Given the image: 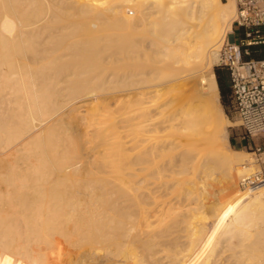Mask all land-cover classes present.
<instances>
[{
  "label": "bare ground",
  "instance_id": "6f19581e",
  "mask_svg": "<svg viewBox=\"0 0 264 264\" xmlns=\"http://www.w3.org/2000/svg\"><path fill=\"white\" fill-rule=\"evenodd\" d=\"M223 4L222 0H0V166L7 167V172L0 171L1 177L7 173L0 180V264H54L46 258L48 250H57L68 241L75 249L80 245V250L90 244L88 253L110 264H264V191L246 205L236 202L231 210L227 206L218 219L217 214L212 218L205 214L213 201L191 193V178L203 162L204 167L218 163L229 179L235 165H242L245 172L247 167L242 158L232 156L240 151L220 146L230 121L219 104L220 90L212 68L219 50L216 44L224 28L231 29L237 10L234 3L226 9ZM130 8V15L126 14ZM154 15L176 36L166 39L160 52L178 55L179 77L170 82L176 87L175 95L186 102L163 114L161 108L168 105L170 95L164 93L156 108L122 113L125 128L136 133L120 135L116 131L119 123L123 126L119 120L109 128L111 133H105L110 146L114 143L123 150L147 141L146 147L138 151L132 147L123 151L126 155L112 151L115 156L118 153L115 158L107 152L105 156L111 157L107 160L101 151L97 155L101 160L94 158L97 162L91 165L92 160L85 157L87 146H83L87 141L82 144V138L90 134L89 121L81 122L78 117L76 123L73 118L70 126L62 124L65 130L59 122L65 123L72 113L92 109L98 102L96 91L88 90L98 71L92 74L88 62L98 64L102 41H119L98 37L101 25L112 22L126 28L119 38L128 43V50L132 42L126 32ZM133 52L128 50L119 61L123 73L117 76L126 86L135 77ZM146 94L143 90L113 106L124 110ZM98 124L92 125V131L104 134L106 130ZM66 137L80 138L79 149L69 139L65 140L71 143L67 147L68 143L56 147ZM55 142L57 149L52 148ZM241 197L239 191L233 195L237 201ZM96 245H110L113 250L99 253L102 246Z\"/></svg>",
  "mask_w": 264,
  "mask_h": 264
},
{
  "label": "rangeland",
  "instance_id": "374dc122",
  "mask_svg": "<svg viewBox=\"0 0 264 264\" xmlns=\"http://www.w3.org/2000/svg\"><path fill=\"white\" fill-rule=\"evenodd\" d=\"M223 1V8L224 9H226L227 8V6L228 5H230V4H232V3H234V4H236V2H235V0H222ZM170 3L169 2H167L166 4H165V6L167 5H169ZM166 6V7H167ZM130 10H132L131 8L130 9H126L125 11H126V14H129V13H131L130 12ZM136 13H138V11L136 12ZM130 15V14H129ZM235 17H236V13H235V16H234V18H233V21H232V23H231V29H226V27L224 28V30H225V32L223 31V35H222V39H221V41H219V43L218 44H216L217 46L219 45V50H218V53H217V59H216V61H215V63H214V66H213V68H212V72L215 74V77H216V79H217V82H218V85H219V90H220V95H219V104H221L220 106H221V108H222V110H223V112L225 113V115H226V117L228 118V120L230 121L229 123V125H227L226 126V132H227V137H220V143H222V144H220V146L221 145H224V146H227V147H232V148H234V149H236V150H238V148H235L234 147V145L232 146L231 145V142H232V140H231V137H232V135H234V136H240V137H242V136H245V138H247V136L244 134V132H243V129H242V127L240 126V123H239V120H238V118H237V116H236V114H235V112H234V109H233V107H232V105H231V88H230V74H229V70L225 67V66H223V65H221L220 64V62H221V57H222V55L224 54V49H225V46H226V44H227V42L228 41H232L233 39H235V38H240V36L243 34V30L242 29H240V28H237V26H236V24L234 23V19H235ZM154 18H156V20L154 19ZM158 20V21H157ZM148 21V22H147ZM146 21V23H148V24H144V25H139L138 27H133V29L132 28H130V32H128V34H127V32H126V38H128V40L130 39V42H132V44H131V46L128 48V50L129 51H134L133 53H134V55L136 56V57H134V62H133V64H132V67H131V69H132V73H134V79L132 80V82H131V84L130 85H127L126 86V84L125 83H123L122 84V82H120V75H122V71H121V68L119 67V61H120V58H122L125 54H127V48H126V46H125V44L126 45H128V43L125 41H123V43H122V41L120 40V33H123L124 31H126L123 27H121V26H119V25H115V24H112V22H107V23H104V24H102L101 25V31L99 32V36L98 37H100L101 39L102 38H107V39H110V40H113V39H118L119 41H118V43H103V41L101 42V44L102 45H100L101 47L99 48V51L100 52H102L103 51V49H104V51L102 52V53H100L99 52V54H98V64L95 66H92V61H90L89 60V62H88V66H89V63H90V66L89 67H91V68H89V69H92L93 68V71H92V74L93 73H95L96 71H98V73L96 74V77L98 78H100V76H101V78H100V80H99V78L97 79H95V80H92L91 82H90V84L88 85L89 86V89L88 90H90V91H96V93L98 94V102L96 101L95 102V107H93L92 109L90 108V109H87L86 110V108H85V110L83 111L82 110V112H75L74 114L72 113V115L71 116H73V117H71V116H68L67 118H66V120L64 119V121H65V123L66 124H68V125H66L65 123H63V120H61L59 123H61V124H59V125H61V127H62V130H65L66 128H64L63 126L65 125V127H67V126H70L69 125V123H71L72 122V120L74 121V119L75 118H78V117H80L81 119H82V121L81 122H88V123H90L91 124V127L89 128V133L90 134H88V137H90V138H88L87 136L85 137V139L84 138H82L83 140H85L83 143H82V141L80 140V138H75V140H74V138H68V137H66L65 139L64 138H62V139H64V140H58V142H57V145H56V142H55V144L53 143L52 144V148H56V147H58L59 149H61V148H63V147H67L68 145H70L72 142V144L71 145H74L73 147L75 148V149H77L78 148V144L80 143V141H81V143L82 144H85V142H86V144L85 145H83L84 147H86V148H84V147H82V145L80 146V147H82V148H84V149H86V154L87 153H89V154H87L85 157H87V159L89 160H92V161H90L91 163V165L93 164L92 162H93V160H95L96 158H97V160H99L100 159V157L98 158V154H99V152H101L102 151V153L104 152V154H102V156L104 157L103 159H105V160H107V159H109V157L110 156H114V158L115 157H117L118 156V153H116L117 155L115 156V152H117V151H119V153H121V154H124L123 153V151H126V150H128V151H130V149L132 150V147L133 146H129L130 148H128V145H125V146H127L126 148H128V149H123L122 150V148L123 147H119L121 150H122V152L120 151V149L117 147V146H115V145H111L110 146V142L109 141H107V140H110L109 139V137H108V139H106V137H105V133H107V131L109 132L110 131V127H113L114 126V123H116L115 125H117V123H119L120 121L119 120H121L120 118H122L121 117V114L122 113H124V112H127V111H129V110H140V109H148V108H151L152 107V109L155 107H157L158 105H160L161 104V102H160V100H161V98H162V95L165 93V94H167V95H171V97L173 96V98H171V100H170V95L167 97L168 99H166L167 100V104L168 105H165L163 108H161V110H162V112H163V114H167V113H169L171 110H173V108L174 107H178L179 105L182 107L183 105H184V103L186 102V100L185 99H183V97L180 95V98H178L177 97V95H175L177 92L175 91L176 90V87L175 86H173V83H171V82H175V79L177 78L178 79V75H179V73H180V71L178 70V68L176 67L177 65L175 64L176 63V61L178 60V55H176V53L175 52H170V53H162V52H160L161 51V49L163 48V46H165V44H166V39H171V40H173V39H175L176 38V36H174L173 37V35L169 32V30H168V27H167V25L165 24L166 22H164V21H162L159 17H155V15L154 16H151V17H149V19ZM153 21V22H152ZM150 22V23H149ZM109 23V24H108ZM155 23V24H154ZM108 24V25H107ZM111 24V25H110ZM155 25V26H154ZM103 26V27H102ZM161 26V27H160ZM147 27V28H146ZM151 27V28H150ZM109 28V29H108ZM107 29V30H106ZM165 29V30H164ZM119 30V31H118ZM122 30V31H121ZM124 30V31H123ZM131 30H133V32L131 31ZM149 30V31H148ZM153 30V31H152ZM118 31V32H117ZM158 32L160 33V34H158ZM137 33H139V34H137ZM151 33V34H150ZM153 33L155 34V35H153ZM225 33V34H224ZM163 34H164V36H166V37H164L163 36ZM241 34V35H240ZM136 35H138V36H136ZM101 36H104V37H101ZM132 36V37H131ZM142 36L144 37L145 36V38H143L142 39ZM156 36V37H155ZM95 37V36H94ZM125 37V36H124ZM135 37H137V38H135ZM141 37V38H140ZM146 37H148V38H146ZM173 37V38H172ZM180 37V36H179ZM88 39H93V37L92 36H88ZM141 42H140V41ZM146 40V41H145ZM180 40H181V38H179V39H176V41H175V43H177V42H180ZM89 41V40H88ZM164 43H163V42ZM150 42H152L151 44H150ZM56 43H60L61 44V42H56ZM122 43V44H121ZM60 44H58V45H60ZM143 45V46H142ZM162 45V46H161ZM122 46H124L123 48H122ZM140 46V47H139ZM144 46H145V48H144ZM147 46H149L148 48H147ZM155 46V47H154ZM101 48H103L102 50H101ZM121 48V49H120ZM139 48H141V49H139ZM113 50H114V52H113ZM119 50V51H118ZM156 51V52H155ZM117 52V53H116ZM113 53H114V55H113ZM162 53V54H161ZM101 54V55H100ZM110 54V55H109ZM116 54V55H115ZM100 55V56H99ZM104 55V56H103ZM142 55V56H141ZM100 57V58H99ZM105 57V58H104ZM117 59H116V58ZM177 58V59H176ZM104 59H105V61H104ZM103 60V61H102ZM118 60V61H117ZM137 60V61H136ZM100 61V62H99ZM116 61V62H115ZM103 62V63H102ZM106 63V64H105ZM109 63V64H108ZM122 63V62H121ZM135 63V64H134ZM141 66V67H140ZM95 67H97V68H95ZM100 67V68H99ZM99 69V70H98ZM100 69H101V71H100ZM104 69H105V71H104ZM112 69V70H111ZM116 70V72H115V70ZM118 69L120 70V74H118ZM153 69V70H152ZM136 70V71H135ZM145 70V71H144ZM170 71V72H169ZM102 73V75L100 74V73ZM138 72V73H137ZM151 72V73H150ZM156 72V73H155ZM179 72V73H178ZM146 73V74H145ZM150 73V74H149ZM218 73V74H217ZM91 75V74H90ZM104 75V76H103ZM110 75V76H109ZM120 76V77H118V76ZM181 75V74H180ZM92 76V75H91ZM176 76V77H175ZM109 77V78H108ZM117 77V78H116ZM219 77L221 78V82H222V85H223V90H224V94H222V92H221V89H220V84H219ZM113 78V79H112ZM118 78H119V80H118ZM110 79H111V81H110ZM116 79V80H115ZM98 80V81H97ZM107 80L109 81V82H107ZM141 80V81H140ZM172 80H174V81H172ZM181 80V79H180ZM166 81V82H165ZM168 81V82H167ZM171 81V82H170ZM95 82V83H94ZM147 82V83H146ZM165 82V83H164ZM169 82L171 83V84H169ZM97 83H98V85H97ZM111 83V84H110ZM116 83V84H115ZM119 83V84H118ZM133 83V84H132ZM161 83H163V84H161ZM167 83V84H166ZM157 84V85H156ZM125 85V86H124ZM154 85V86H153ZM157 86V89H156V86ZM163 85H165L166 87H164ZM124 86V87H123ZM140 86V87H139ZM162 86L164 87V88H162ZM107 87V88H106ZM114 87V88H113ZM123 87V88H122ZM152 87V88H151ZM159 87H160V89H159ZM132 90H131V89ZM141 88V89H140ZM144 88V89H143ZM126 89V90H125ZM135 89H136V91H135ZM139 89V90H138ZM149 89V90H148ZM162 89H164L163 90V92L161 91ZM138 90V91H137ZM144 90V92H147V93H149V94H146L145 95V98H143L142 97V99H140L139 101H141V102H135V100H134V102L133 103H131V105H129V108H124V110H123V108L121 109V108H117L116 109V106L118 105L117 103H119V100H122V99H124V100H127L128 101V97L129 96H133V95H135V94H137L138 92H141V91H143ZM160 90V91H159ZM120 93H119V92ZM122 91V92H121ZM131 91V92H130ZM100 92V93H99ZM134 92V93H133ZM136 92V93H135ZM150 92H153V94L151 93L150 94ZM129 93V94H128ZM130 93H131V95H130ZM173 93V94H172ZM114 94V95H113ZM147 95H148V97H147ZM155 95V96H154ZM124 96V97H123ZM119 97H121V98H119ZM123 97V98H122ZM119 98V99H118ZM159 99V100H158ZM115 100V101H114ZM156 102H155V101ZM166 100H164V101H166ZM183 100H184V102H183ZM143 101V102H142ZM116 102V103H115ZM183 102V103H182ZM96 103H98L97 105H96ZM109 103V104H108ZM155 103H156V105H155ZM113 104H116V106L114 105L113 106ZM109 105V106H108ZM112 107H111V106ZM177 105V106H176ZM149 106V107H148ZM111 107V108H110ZM132 109H131V108ZM110 108V109H109ZM112 108H115V110L114 109H112ZM97 109V110H96ZM114 110V112L113 111H109V110ZM125 109H128V110H125ZM89 111V112H88ZM104 111V112H103ZM92 112V113H91ZM112 112V113H111ZM104 114V115H103ZM83 116V117H82ZM103 116V117H102ZM69 117H71V118H69ZM117 117V118H116ZM74 118V119H73ZM79 118V119H80ZM108 118V119H107ZM70 119H71V121H70ZM80 119V120H81ZM94 119V120H93ZM76 120V119H75ZM106 120V121H105ZM101 121V122H100ZM105 121V122H104ZM116 121V122H115ZM75 122V121H74ZM97 122H99L100 124H98L99 126L98 127H100V126H102V130L104 129V130H106L105 132H104V134L102 133V134H99V135H97V134H94V132L92 131L93 129H91L92 128V125L95 123H97ZM76 123H77V120H76ZM62 124H64V125H62ZM94 124V125H95ZM109 124V125H108ZM83 125V124H82ZM82 125H81V127L80 128H82ZM89 125V124H88ZM93 125V126H94ZM121 125H123L124 126V124L122 123V120H121ZM84 126V125H83ZM120 127V123L116 126V131H118V129H119V131H120V133L119 132H117L118 133V135L120 134V135H122L123 134V137H124V134H127L128 135V133L129 134H134V133H136V131L135 132H133L132 130H130V129H128L129 127H127V128H125L126 126H122V127H120V128H117V127ZM131 127V126H130ZM110 128V129H109ZM124 128V129H123ZM115 129V128H114ZM60 129H57V131H58V133L59 132H61V130L59 131ZM113 130V129H112ZM111 130V131H112ZM128 130V131H127ZM111 131L109 132V133H111ZM128 132V133H127ZM131 132H133V133H131ZM109 133H107V134H109ZM117 133L115 132V134L117 135ZM59 134H61V133H59ZM143 134V133H142ZM97 135V136H96ZM103 135H104V137H103ZM127 135H125V136H127ZM147 135V134H146ZM262 135H264V132H262V134H258V135H256V137H258V136H262ZM66 135H63V137H65ZM148 136H146V137H141V139H144V138H147ZM98 138V139H97ZM67 139H69V141L71 142H66L67 141ZM73 140V141H71V140ZM78 139L80 140V141H78ZM125 139H127V138H125ZM66 140V141H65ZM89 140V141H88ZM111 140H112V138H111ZM113 141V140H112ZM94 142V143H93ZM114 142V141H113ZM143 142V141H142ZM142 142H139L138 144H140V145H138V146H134L133 147V150L135 149V147H136V150L141 146V147H143V148H145L146 146V143H148L147 141H144L143 143ZM60 143H62V146H61V148L59 147L60 145H58V144H60ZM68 143V144H67ZM75 143H77V147H76V144ZM98 145H97V144ZM107 143V144H106ZM144 143H145V145H144ZM65 144H67V145H65ZM89 144V145H88ZM94 144V145H93ZM54 145H56V147L54 146ZM65 145V146H64ZM110 147V148H108V149H106L107 147ZM115 147L116 149H114L113 147ZM124 146V147H125ZM145 146V147H144ZM72 147H70V149H71ZM92 148V149H91ZM48 149H49V147H48ZM57 149V148H56ZM73 149V148H72ZM79 149V148H78ZM94 149H96V151H97V153H95L96 151L94 150ZM101 149V150H100ZM117 149H119V150H117ZM141 149V148H140ZM50 150H52L51 149V146H50ZM92 150H94V151H92ZM104 150V151H103ZM108 150V151H107ZM136 150L135 151H133V152H136ZM106 151V152H105ZM112 151H115V152H113L112 153ZM125 152V153H127L128 155H130V153L129 152ZM138 151V150H137ZM238 151H240V152H235L234 154H232V156H234L235 158L236 157H239V158H242L241 160H243V161H241V162H243V164L244 165H246L247 167H249V172L247 173V167L245 168V170H246V172L244 171V177L242 176V172L243 171H241V167H242V165H235V169L233 170V176H232V179H229V176H227V174L225 175V174H223V172H222V170L225 172V168H223V169H221V167H219V164L217 163L216 164V162L214 163V164H216V167H213V165L214 164H211V166H209V165H206L205 167H207L208 168V166H209V169H207V168H205L204 166H203V163L201 164L202 166H200V169H199V171H197V173L198 174H196V176H191L192 178L191 179H195V181H194V183H193V180H191L188 176L186 177V178H188L189 180L188 181H190L191 180V183H190V185H191V189H192V191H191V193H192V195H193V192H194V196H198V198H199V196H200V198H205L207 201L206 202H208V201H210V202H212L213 201V203L212 204H214V205H212V207H210V208H208L206 211H205V214L207 215V213L208 214H210L208 217L209 218H212V217H215V215L217 214V219H218V217L220 216L219 214H222V212H225L226 210V208H227V206H228V208H227V210L230 208V210L232 209V206H230V205H232V204H234L233 206H236L237 204H236V202H240V204L241 205H246L247 203H249L253 198H254V196H256L257 195V193H259V192H263L264 191V188L262 187L263 186V184H264V155H262V156H260L259 155V151H257L256 153H254V152H252V150H238ZM91 152H94V153H91ZM109 153V155L107 156H105V154L106 153ZM132 152V151H131ZM132 152V153H133ZM91 154V155H90ZM92 154H95V156L94 155H92ZM121 154H119V155H121ZM124 155H126V154H124ZM97 156V157H96ZM91 157V158H90ZM93 157V158H92ZM95 158V159H94ZM111 158V157H110ZM101 160V159H100ZM95 162H97L96 160H95ZM90 165V166H91ZM241 166V167H240ZM2 166H0V171L1 172H5L6 170H7V167L6 168H4V167H2ZM202 167V168H201ZM213 169H211V168ZM218 167L220 168V170L218 169ZM237 167V168H236ZM215 168H217L216 170H215ZM204 169V170H203ZM207 169V172H208V174H207V172L205 171ZM211 169V170H210ZM239 169H240V171H241V173L239 172ZM3 170V171H2ZM5 170V171H4ZM215 170V171H214ZM237 170H238V172H237ZM210 171H213V172H210ZM220 171V172H219ZM253 171V172H252ZM0 172V173H1ZM7 172V171H6ZM202 173V174H201ZM222 173V174H221ZM226 173V172H225ZM245 173H247L246 175H245ZM6 175H7V173H6ZM5 174H4V176L2 175V177L0 176V180H2V178L4 179V177L6 176ZM203 176V177H202ZM185 178V179H186ZM206 178V179H205ZM209 178V179H208ZM196 180H197V183H196ZM245 180V181H244ZM198 181H200L201 183H199ZM193 183V184H192ZM198 183L200 184V185H198ZM194 187H193V186ZM197 186V187H196ZM199 186V187H198ZM196 187V188H195ZM204 190V191H203ZM235 190V191H234ZM253 190H255V191H253ZM198 191V193H196ZM237 191H239L240 192V196H241V194H242V197H241V199L239 200V201H237L236 199L234 200V198H233V195H234V193H236ZM207 193V194H206ZM224 193V194H223ZM198 194V195H197ZM215 197V198H214ZM228 199V201L226 200V198ZM230 198V199H229ZM232 198V199H231ZM224 202H223V201ZM235 202H234V201ZM218 203V205H216ZM220 203H222V204H220ZM226 203V204H225ZM229 205H228V204ZM246 203V204H245ZM236 204V205H235ZM221 205V206H220ZM224 205H225V207H224ZM213 206H214V208L216 207V209L214 210L213 209ZM223 207V208H222ZM211 209H213V210H211ZM223 209V210H222ZM208 211V212H207ZM212 213V216H211V213ZM222 211V212H221ZM214 212H216V213H214ZM68 245V246H67ZM83 245V244H82ZM86 246H88L89 247V245L90 244H85ZM84 245V246H85ZM112 245V244H111ZM71 244L69 245V241H68V243H64V244H61L60 245V248L59 249H53L54 250V252H53V250H48V253H47V255H46V258L48 259V262H54V264H67L68 263V261L69 262H71V263H75V261H76V263L77 264H79L80 262L82 263L83 262V264H87V260H88V263L89 264H91V261H92V264H94L93 263V261L94 260H96L95 261V264H99V263H96V262H100V264H105L106 262V264H110L109 262V260L107 261V259L105 258V259H102V258H100V255H97L96 254V256H92V255H90V253H88V251L87 250H89L90 251V247H91V245H90V247L88 248V247H86L85 246V249L84 248H81V250L83 251V253L81 252V250H80V245H78V247L76 246V249H75V247L74 246H71ZM97 247H99L98 245H96ZM102 246V245H101ZM100 246V247H101ZM115 246V245H114ZM114 246H112L113 248H114V250H115V247ZM74 247V248H73ZM99 247V248H100ZM109 247V248H108ZM108 247H106V245H104V246H102L101 247V249L102 248H104V249H100V250H98L99 251V253H105L107 250L108 251H110V249H111V251L113 250L112 248H111V246L109 245ZM105 248H107V249H105ZM78 249H79V251L81 252H79L78 251ZM60 250V251H59ZM77 250V251H76ZM92 250V249H91ZM104 250H106V251H104ZM56 251H58L59 252V254H58V252H56ZM86 251V252H85ZM101 251V252H100ZM107 251V252H108ZM77 253V255H79V259L80 258H82V259H80V261H79V263H78V261L77 260H79V259H77L78 258V256L75 254V253ZM106 252V253H107ZM71 253H73V254H71ZM79 253V254H78ZM86 253V254H85ZM71 254V255H70ZM75 254V255H74ZM84 256H83V255ZM89 254V255H88ZM73 255V256H72ZM80 255H82V256H80ZM69 256H71L70 258H67V257H69ZM85 256H87V258L85 257ZM92 256V258L94 259H92V258H90ZM73 257V258H72ZM83 257H84V260H83ZM96 258V259H95ZM98 258H100V259H98ZM69 259V260H68ZM75 259H77V260H75ZM87 259V260H86ZM91 259V260H90ZM98 259V260H97ZM83 260V261H82ZM86 260V261H85ZM100 260V261H99ZM111 260V259H110ZM86 263H85V262ZM90 261V262H89ZM106 261V262H105ZM103 262V263H102ZM111 262H113L112 260H111ZM75 263V264H76ZM80 263V264H81ZM68 264H70V263H68ZM113 264V263H112Z\"/></svg>",
  "mask_w": 264,
  "mask_h": 264
},
{
  "label": "built area",
  "instance_id": "2783aa9c",
  "mask_svg": "<svg viewBox=\"0 0 264 264\" xmlns=\"http://www.w3.org/2000/svg\"><path fill=\"white\" fill-rule=\"evenodd\" d=\"M235 2L234 23L243 34L227 42L220 64L229 70L231 105L240 126L252 137L264 132V58L253 57L251 49L264 45V0Z\"/></svg>",
  "mask_w": 264,
  "mask_h": 264
},
{
  "label": "crops",
  "instance_id": "0c3cea01",
  "mask_svg": "<svg viewBox=\"0 0 264 264\" xmlns=\"http://www.w3.org/2000/svg\"><path fill=\"white\" fill-rule=\"evenodd\" d=\"M231 140V145L233 144L235 148H238V150H252L254 153L259 151L260 156L264 155V135L258 137L255 135L247 138H245V136L236 137L232 135Z\"/></svg>",
  "mask_w": 264,
  "mask_h": 264
},
{
  "label": "trees",
  "instance_id": "16d2710c",
  "mask_svg": "<svg viewBox=\"0 0 264 264\" xmlns=\"http://www.w3.org/2000/svg\"><path fill=\"white\" fill-rule=\"evenodd\" d=\"M252 56L255 58H264V45H259L256 47H252ZM218 74V73H217ZM219 84L222 94H224L223 85L221 82V78L219 77Z\"/></svg>",
  "mask_w": 264,
  "mask_h": 264
}]
</instances>
